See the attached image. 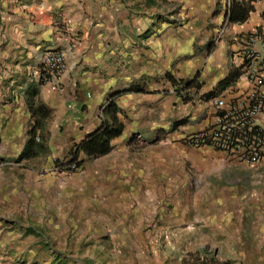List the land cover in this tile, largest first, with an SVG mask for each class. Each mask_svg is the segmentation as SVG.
Wrapping results in <instances>:
<instances>
[{
    "label": "crops",
    "instance_id": "obj_1",
    "mask_svg": "<svg viewBox=\"0 0 264 264\" xmlns=\"http://www.w3.org/2000/svg\"><path fill=\"white\" fill-rule=\"evenodd\" d=\"M127 1L0 0V210L13 207L14 187L19 186L29 197L23 206L34 200L32 192L44 195L39 207L45 214L48 208L61 211L74 203L73 214L87 205L85 215L91 214V219L109 220L106 216L117 212L115 224H127L128 217L135 216L134 225L141 227L149 207L144 195L158 186L146 179L153 166L184 155L196 163V154L202 153L226 158L208 148L185 146L182 134L209 126L214 99L227 107L243 98L247 84L241 74L240 40L264 30V0H241L251 7L241 24L229 22V0H155L154 6L165 1L176 5L177 12H167L164 18L138 12L142 5L133 11ZM50 52L61 53L66 66L54 81L42 75L43 58ZM235 70L240 72L238 79L206 100L204 95ZM195 76L200 88L190 91L184 115L175 120L174 104L185 98L176 91L177 84ZM127 87L144 93L115 100L124 130L111 141V150L96 159L81 153L83 163L77 170L58 174L54 162L72 156L76 146L99 128L111 95ZM181 120L186 124L172 129ZM260 122L264 125V117ZM33 130L45 150L16 162ZM205 158L202 163L209 161ZM33 159L45 160L46 165L24 164ZM205 205L200 221H180L192 229L194 222H201L199 247L217 251L211 264H264L261 205L243 214L225 212L227 203ZM10 217L0 212V264H11L15 223ZM60 217L69 215L63 211ZM203 257L207 259H199Z\"/></svg>",
    "mask_w": 264,
    "mask_h": 264
},
{
    "label": "rangeland",
    "instance_id": "obj_2",
    "mask_svg": "<svg viewBox=\"0 0 264 264\" xmlns=\"http://www.w3.org/2000/svg\"><path fill=\"white\" fill-rule=\"evenodd\" d=\"M127 3L133 11L136 5H142V8H137L138 12H146V15L153 14L159 18L167 17V12H177L176 5L167 1L158 6H147L145 0H129ZM199 53L190 59L198 57ZM185 102L187 100L183 97L177 98L173 113L175 120L184 115ZM159 140H164V137ZM196 155L199 161L196 163L190 156L184 155L179 158L175 156L172 161L165 160L153 166L148 175L150 177L146 179H154L158 186H154L151 193L144 195L149 207L142 216L141 227L134 225L137 217L134 216L133 219L126 216L127 211L121 212L128 217L129 223L125 221L127 224H115L117 212H114V216H106L109 220L91 219V214L85 215L87 205L81 207L83 211L73 214L72 210H76L74 203L61 211L59 207L48 208L45 214L46 210L39 207L42 204L39 202L45 199L41 192H32L34 200L23 206V202L29 200V197L21 193L19 186H15L13 207L7 211L0 210L6 215L9 213L10 220L13 219L15 223L11 233L13 239L9 262L199 264L197 261L200 256L205 255L207 259H211L217 251L199 247V232L203 229L197 227L202 225L201 222H194L192 229L190 226H184V222L180 220L188 218L200 221L205 217V204L213 201L229 204L225 207V212L229 210L237 214L254 213L256 209L252 207L256 204H260L261 211L264 212V164L246 168L236 166L218 155ZM205 157H208L209 161L202 163ZM142 162L146 165L143 164L144 169H147L148 162ZM45 163V160L33 159L24 164L36 167L37 164L46 165ZM52 165L53 163L49 164V167H53ZM138 165H141V162H138ZM154 171L157 172L155 175ZM56 172L60 174L57 168ZM63 211L69 215L68 218L60 217ZM72 215H76V219H72ZM71 219L74 222L78 220L77 224H72ZM173 219L179 223L173 224ZM189 248H193L192 251Z\"/></svg>",
    "mask_w": 264,
    "mask_h": 264
},
{
    "label": "built area",
    "instance_id": "obj_3",
    "mask_svg": "<svg viewBox=\"0 0 264 264\" xmlns=\"http://www.w3.org/2000/svg\"><path fill=\"white\" fill-rule=\"evenodd\" d=\"M240 41L241 74L247 84L243 98L227 107L222 100L214 99L209 126L183 133L181 141L189 148L219 152L236 166L254 168L264 163V125L260 122L264 117V30H256ZM65 67L61 53H47L43 78L54 81Z\"/></svg>",
    "mask_w": 264,
    "mask_h": 264
},
{
    "label": "trees",
    "instance_id": "obj_4",
    "mask_svg": "<svg viewBox=\"0 0 264 264\" xmlns=\"http://www.w3.org/2000/svg\"><path fill=\"white\" fill-rule=\"evenodd\" d=\"M147 6L155 5V0H145ZM228 18L230 23L241 24L247 19L248 13L251 7L241 0H229ZM210 49V48H209ZM240 76L239 70H235L233 73L229 74L225 79L218 83L216 88L204 95L206 100L215 98L219 93L230 86L238 77ZM177 92L185 95L186 100L190 98L189 94L191 90L198 92L200 84L198 83V76L192 79L181 81L178 84ZM130 93H144L141 88L137 87H127L123 90L114 92L108 99V104L103 112V119L98 129L81 141L73 151L72 156L68 160H56L54 162L55 166L60 172H74L77 170L83 161L79 159V155L82 153L88 159H96L106 155L111 150V141L115 138L121 136L124 130L123 124L119 121L117 117L118 108L115 104V100L122 95ZM186 124V120H181L172 125V129L177 128ZM45 150L44 145L40 140H36L35 131L31 132L30 139L26 142L20 156L16 162H20L24 159H29L35 157L38 153ZM199 264H210L211 259H205L203 261L198 260Z\"/></svg>",
    "mask_w": 264,
    "mask_h": 264
}]
</instances>
